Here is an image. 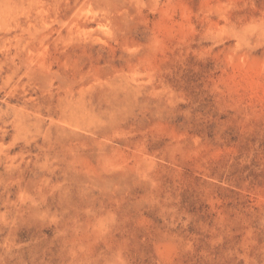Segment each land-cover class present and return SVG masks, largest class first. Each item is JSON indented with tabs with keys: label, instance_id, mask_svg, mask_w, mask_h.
Here are the masks:
<instances>
[{
	"label": "rangeland",
	"instance_id": "rangeland-1",
	"mask_svg": "<svg viewBox=\"0 0 264 264\" xmlns=\"http://www.w3.org/2000/svg\"><path fill=\"white\" fill-rule=\"evenodd\" d=\"M0 264H264V0H0Z\"/></svg>",
	"mask_w": 264,
	"mask_h": 264
}]
</instances>
